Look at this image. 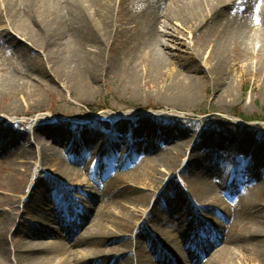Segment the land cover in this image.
<instances>
[{
    "label": "rangeland",
    "instance_id": "374dc122",
    "mask_svg": "<svg viewBox=\"0 0 264 264\" xmlns=\"http://www.w3.org/2000/svg\"><path fill=\"white\" fill-rule=\"evenodd\" d=\"M9 1L0 0V72H19L25 78L23 82H27V93L24 97L14 94L0 97V111L12 104L20 110L19 115L7 116L6 122L0 120V123L8 124L13 131H21L29 138L34 131L55 125L67 126L73 134L65 138L63 143L66 145L58 146V152L47 158L38 152L40 147L30 146L27 141L9 147L0 154V177L3 180L7 182L10 179L9 175L14 170L11 160L14 158L22 165L23 175L28 178L30 174V182L35 180L37 172L51 176L54 179L48 184L53 186L51 190L60 192V201L68 199V206L80 214L78 226L85 224L82 207L90 208L89 203H81L78 198H84L88 193L99 198L97 206L113 205L116 212V202L125 203L131 214L139 213L137 223L148 226L150 220L157 221L156 217L146 220V216L157 196L166 190L167 182L172 179L189 201L193 190L200 188L199 172L207 174L218 194L228 186L229 190L222 198H228L230 191L239 202L252 199L258 210H264L262 32L256 31L248 45H240L227 40L224 42L228 20H219L211 27L202 26L194 30L181 29L178 24L161 29L164 39L159 49L169 54L170 60L157 70L147 54L150 31L142 23L139 10L130 2L121 9L120 0H115L114 22L107 37L102 39L98 75L94 79L82 68L66 69L64 65L53 62L57 55L67 59L71 55L78 61L93 52L94 49L87 46L83 38L68 40L69 35L65 32L66 39L62 41L60 53L53 51L55 53L48 54L41 44L44 48L53 45L55 37H50V41L36 39L34 43L30 42L16 29L19 22L11 11L15 9L19 15L28 8L32 17L25 19L26 22L39 26L44 7L34 6L30 0H18L12 3L11 8ZM236 19L233 16L229 21L234 25ZM234 29L230 30L233 32ZM180 88L193 93L178 95ZM225 89L230 91L229 96H222ZM143 123H153L159 130L146 135L137 133ZM226 132L247 134L250 139L247 142L236 138L214 140ZM231 141L234 145L226 147ZM75 142L82 144L80 148L74 145ZM135 142L147 144L148 149H133ZM86 143L89 146L86 147ZM102 144L108 147L102 148ZM28 154L31 155L30 160ZM123 157L124 162H120ZM166 158L175 163L172 171L164 166ZM157 159L163 163L158 164ZM27 161L31 162V167L24 165ZM57 165H71L90 173L87 180H91L93 188L76 197L68 196L65 183L52 174ZM212 167L214 169L209 173ZM93 180H100L103 185L107 182L116 185L107 193ZM148 194L153 202L143 207L142 202ZM170 206V200L161 201L159 217L176 215L168 209ZM194 208V220L199 222L202 218L208 230L192 231L189 235L196 234L204 239L209 237L210 231L218 232V227L221 233L225 232L222 228L228 226V220L234 216L233 213L229 217L225 214L204 216L196 204ZM45 214L52 215L48 208ZM35 219H39L41 225L46 224L36 207L25 217L26 224L32 228ZM261 220V215H250L240 221L239 228L245 230L247 224L255 225ZM230 232L236 231L230 229ZM167 234L179 238L176 233ZM148 236L150 231L147 230ZM79 237V233H74L71 240L77 241ZM129 237L134 238L130 233L118 235L121 241ZM215 241L220 240L215 237ZM140 242L150 259L162 251L158 246L152 248L149 240L141 239ZM215 247V250L221 248L222 243ZM131 252V258L136 257V249ZM194 260L196 264H209L210 256H197Z\"/></svg>",
    "mask_w": 264,
    "mask_h": 264
},
{
    "label": "bare ground",
    "instance_id": "6f19581e",
    "mask_svg": "<svg viewBox=\"0 0 264 264\" xmlns=\"http://www.w3.org/2000/svg\"><path fill=\"white\" fill-rule=\"evenodd\" d=\"M17 1L10 0L8 4L12 8V3ZM138 1L140 3L136 4L135 0H120L119 3L121 9L130 2L139 10L142 23L150 31L147 54L153 68L157 70L165 67L170 60L169 54L159 49L164 39L160 33L161 29H169L178 24L181 29L194 30L202 26L211 27L219 20H228L224 42L227 40L234 44L248 45L254 39L256 31L264 35V0ZM30 3L44 7V11L40 13L41 25L31 26L26 22L25 19L31 18L32 14L25 7L27 11L19 15L15 9L11 10L14 19L19 22L16 29L33 43L36 39L40 42L50 41V37L54 36L53 45H46L44 48V44H41V48L48 54L53 51L60 53V46L66 39L64 36L66 33L69 35L68 40L76 41L83 38L87 46L94 49L93 52L82 56L78 61L71 58V55L68 59L66 56L57 55L53 58V62L64 65L66 69H73L74 66L82 68L91 73L95 79L98 75L99 56L103 47L102 39L107 37L114 22L115 0H30ZM233 16L237 18L234 25L229 21ZM95 28H98L97 31ZM232 28L236 29L232 32L230 30ZM24 79L19 72L11 74L0 72V97L13 94L24 97L27 93V82L24 83ZM192 93L184 88L177 91L181 96ZM225 94L229 96L230 91L223 90L222 96ZM19 113V108L12 104L0 111V120L6 122L7 116H17ZM4 122L0 123V154L14 144L27 141L30 146L33 144L40 147L38 152L47 158L50 154L58 152V146L65 144L63 143L65 138L73 134L67 126L55 125L48 127L50 129L34 131L29 138L21 131H13L14 129ZM158 130L159 128L153 123H143L139 125L137 133L146 135ZM234 138L242 142L250 139L247 134L234 135L232 132H226L214 140ZM80 140L82 139L78 141ZM232 142L226 147L234 145ZM74 145L80 148L82 144L75 142ZM85 146H89V143ZM101 146L108 147L105 144ZM132 148L143 151L148 149L147 144L141 145L136 142ZM28 157L30 160L31 155L28 154ZM124 160V157L120 158V162ZM11 161L14 170L9 175L10 179L6 182L0 177V264H196L194 259L197 256L207 254L210 256L209 264H264V210H258L256 202L252 199L239 202L230 191L228 198H222L229 190L228 186H224L222 192L218 194L207 174L198 173L200 188L193 190L192 201H188L170 179L166 190L157 196L152 210L146 216V220L151 217L157 218L156 222L150 220L148 226L138 224L139 213L131 214L125 203L116 202L118 206L116 212L113 210V205L97 206L99 198L95 194L88 193L84 198H78L81 203L90 204V208L82 207V210H85L82 216L85 224L78 226L80 214L75 213L70 205L68 206V199L60 201L62 199L60 192L54 193L51 190L53 186H48L54 180L51 176L37 172L35 180L30 182L28 179L30 174L28 173V178L26 174L23 175L22 165L18 160L14 158ZM157 161L158 164L163 163L160 159ZM30 164L31 162L28 161L24 163L28 167H31ZM164 166L172 171L175 163L166 158ZM213 169L214 167L208 172L212 173ZM52 174L65 183L64 188L68 190L67 195L70 197L84 194L86 189L93 188L91 180H87L91 174L71 165H57ZM116 176H118L117 171ZM100 180L93 182L102 186L107 193L116 185L114 182L103 185ZM151 187L156 189L154 186ZM165 199L170 200L171 206L168 209L176 215L159 217L158 206ZM152 202L153 198L148 194L142 202L143 207L150 206ZM194 204L204 216L225 214L229 217L233 213L234 216L228 220V226L222 228L225 232L221 233L218 227L219 231H210L206 239L196 234L190 236L189 233L192 231L208 230L202 218L198 223L194 220L196 217L193 213ZM35 207L40 210L46 224L41 225L39 219H35L34 228H30L26 224L25 217ZM232 207L234 209L230 211ZM47 208L52 215L45 214ZM253 214L261 215L262 220L255 225L247 224L245 230L240 229V221ZM230 229L236 232L232 233ZM147 230L150 231V237H147ZM167 232L176 233L179 238L176 239V236L168 235ZM74 233H79L80 237L73 242L71 239ZM124 233L133 234L134 238L119 240L118 235ZM215 237L220 241H215ZM141 239L149 240L154 249L158 246L162 250L160 254L151 259L147 257ZM220 242L222 247L215 250V245ZM133 248L136 249V257L131 258ZM93 250L96 252H92Z\"/></svg>",
    "mask_w": 264,
    "mask_h": 264
},
{
    "label": "trees",
    "instance_id": "16d2710c",
    "mask_svg": "<svg viewBox=\"0 0 264 264\" xmlns=\"http://www.w3.org/2000/svg\"><path fill=\"white\" fill-rule=\"evenodd\" d=\"M243 119V118H242ZM245 121H248V120H246V119H244Z\"/></svg>",
    "mask_w": 264,
    "mask_h": 264
}]
</instances>
